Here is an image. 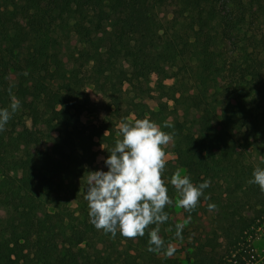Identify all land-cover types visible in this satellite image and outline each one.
<instances>
[{
	"label": "trees",
	"instance_id": "obj_1",
	"mask_svg": "<svg viewBox=\"0 0 264 264\" xmlns=\"http://www.w3.org/2000/svg\"><path fill=\"white\" fill-rule=\"evenodd\" d=\"M153 78L159 111L124 97ZM90 85L111 113L126 107L174 134L162 172L173 204L158 235L182 258L147 250L156 224L127 239L90 223L94 148L105 159L120 138L80 123ZM11 96L20 108L0 131V264H227L216 238L244 264L245 239L264 222V192L248 183L264 169V0H0V108ZM177 169L211 181L184 219ZM200 228L203 240L190 239Z\"/></svg>",
	"mask_w": 264,
	"mask_h": 264
},
{
	"label": "clouds",
	"instance_id": "obj_2",
	"mask_svg": "<svg viewBox=\"0 0 264 264\" xmlns=\"http://www.w3.org/2000/svg\"><path fill=\"white\" fill-rule=\"evenodd\" d=\"M19 108L20 101L15 96H11L9 107L0 108V131L5 129ZM164 127L171 128L173 125L165 122ZM118 136L120 138L115 141L114 147L107 150L109 155L103 160L108 170L87 172L83 198L88 204L90 223L97 230L111 233L113 238L119 230L127 239L143 237L145 229L156 224L157 227L148 233L147 250L163 252L166 258H170L176 248L171 244L165 246L158 232L159 224L169 219L165 206L173 204L162 179L166 164L162 145L169 144L174 134L162 131L155 122L145 118L136 119L133 123L122 122ZM170 183L179 196L176 206L191 213L211 181L194 185L188 175H182L177 169ZM248 183L258 185L264 192V169L255 168ZM208 207L209 211L216 209L215 204ZM190 220L191 215L185 224ZM183 227L184 224L176 225L177 238L183 239Z\"/></svg>",
	"mask_w": 264,
	"mask_h": 264
},
{
	"label": "rangeland",
	"instance_id": "obj_3",
	"mask_svg": "<svg viewBox=\"0 0 264 264\" xmlns=\"http://www.w3.org/2000/svg\"><path fill=\"white\" fill-rule=\"evenodd\" d=\"M157 90L158 89L155 85V78H153L147 85V90H145L142 96L136 95L134 91L129 90L127 91V93H125L124 97L133 98L136 101L141 100L142 103L148 105L150 110L157 112L160 109V103H162L161 99L159 98V92H157ZM85 95L87 103L85 104L83 111L79 117V121L81 124L110 126L113 127L114 130H118L122 117L125 116L126 120L130 122L135 120V115L132 112L127 113L128 109L126 107H123L122 111L119 114L111 113L110 103L108 99L103 94L97 92L91 85L85 88ZM171 111L172 102H169L166 107V110L163 113V116L165 118H168V120H172V115H170ZM162 147L164 148L166 154V162L174 160L175 155L172 152V142L170 141L169 144L162 145ZM94 150L97 152V154L89 171H107V166L103 163L104 156L101 152L102 147H95ZM175 212L180 217V219H184V215L187 213V211L178 206H176ZM203 218L204 225H207L208 219H206V217ZM207 230H209L208 226ZM205 236L206 233L203 231V229L200 228L198 232L192 234L190 239L194 240L195 238H197L200 239L199 241H202V238H204ZM216 240L218 241V243L214 242L216 244L214 248L217 250L219 255L225 256L224 258H228L226 260L227 264H235L236 261H232L234 255H232L231 257L227 256L224 244L226 242L222 241L221 238H216ZM244 248L246 250V254H248V256L242 258L244 264H264V222H261L257 228L252 230L251 233L247 235V238L245 239ZM178 250L179 248H177L173 256H178L182 258L184 251L179 250L178 252Z\"/></svg>",
	"mask_w": 264,
	"mask_h": 264
}]
</instances>
